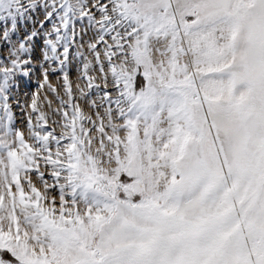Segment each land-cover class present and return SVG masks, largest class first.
I'll use <instances>...</instances> for the list:
<instances>
[{"label":"snow or ice","instance_id":"snow-or-ice-1","mask_svg":"<svg viewBox=\"0 0 264 264\" xmlns=\"http://www.w3.org/2000/svg\"><path fill=\"white\" fill-rule=\"evenodd\" d=\"M0 264H264V0H0Z\"/></svg>","mask_w":264,"mask_h":264},{"label":"rangeland","instance_id":"rangeland-1","mask_svg":"<svg viewBox=\"0 0 264 264\" xmlns=\"http://www.w3.org/2000/svg\"><path fill=\"white\" fill-rule=\"evenodd\" d=\"M72 76H73V81H74V83H75V76H76V73H75L74 70H73V74H72ZM50 82H51L53 85H55L58 89H60V82H59L55 77H52ZM32 86H33V90H34L35 87H36L34 81L32 82ZM60 92H61V95H63V89H60ZM44 95H47L50 99L53 100V108L59 107V104H58V102L56 101V97H55V95H54L53 93H51L50 90H48L47 88H45V89H42V90H41V101H42L41 108H42L43 111H45V112H50V109H48V107H47V101H43V96H44ZM54 119H58V117H52V118L50 119V121H49L50 126L52 125V120H54ZM18 126L21 127V128L24 127L23 124H19Z\"/></svg>","mask_w":264,"mask_h":264}]
</instances>
